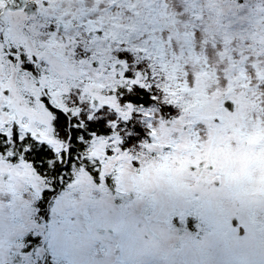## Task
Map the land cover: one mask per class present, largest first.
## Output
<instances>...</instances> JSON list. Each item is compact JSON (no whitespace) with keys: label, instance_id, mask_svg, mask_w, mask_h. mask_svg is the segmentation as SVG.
Instances as JSON below:
<instances>
[{"label":"snow or ice","instance_id":"obj_1","mask_svg":"<svg viewBox=\"0 0 264 264\" xmlns=\"http://www.w3.org/2000/svg\"><path fill=\"white\" fill-rule=\"evenodd\" d=\"M255 128L264 0H0V264H264Z\"/></svg>","mask_w":264,"mask_h":264},{"label":"flooded vegetation","instance_id":"obj_2","mask_svg":"<svg viewBox=\"0 0 264 264\" xmlns=\"http://www.w3.org/2000/svg\"><path fill=\"white\" fill-rule=\"evenodd\" d=\"M229 140H235V138L229 137L228 140L223 142L222 155L216 154V150L220 146L212 148L211 152L204 149L205 155L214 156L221 172L231 175L234 179H241L243 178L244 164L248 157H252L258 162L264 161V152L255 151L256 145L264 142V129L255 128L250 130L245 142L233 144L229 143ZM250 182L255 187L264 186V165L259 167L250 177ZM190 224L194 225L195 222L192 221Z\"/></svg>","mask_w":264,"mask_h":264},{"label":"rangeland","instance_id":"obj_3","mask_svg":"<svg viewBox=\"0 0 264 264\" xmlns=\"http://www.w3.org/2000/svg\"><path fill=\"white\" fill-rule=\"evenodd\" d=\"M205 150H208V151L211 152L212 148L209 149V147L206 145ZM217 150H218V151H217ZM217 150H216V154H217V155H222V154H223V152H222V147H221V146L218 147ZM168 171H169V174H171V175H173V176H176V177H179V170L176 169L175 167H171V166H170V168H169Z\"/></svg>","mask_w":264,"mask_h":264}]
</instances>
